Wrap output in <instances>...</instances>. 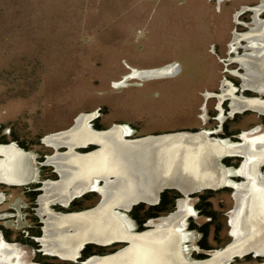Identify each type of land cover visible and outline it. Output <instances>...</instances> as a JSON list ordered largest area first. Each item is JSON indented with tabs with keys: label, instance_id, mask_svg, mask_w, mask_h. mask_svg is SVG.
Returning a JSON list of instances; mask_svg holds the SVG:
<instances>
[{
	"label": "rangeland",
	"instance_id": "rangeland-1",
	"mask_svg": "<svg viewBox=\"0 0 264 264\" xmlns=\"http://www.w3.org/2000/svg\"><path fill=\"white\" fill-rule=\"evenodd\" d=\"M226 10L223 6L219 11L208 0H0L4 27L0 29V78L10 81L11 104H28V112H33L40 104L37 121L43 132L63 129L76 113L90 110L97 113V107L104 112L102 125L134 122L141 133L175 129L183 126L184 118L188 124L195 123V107L200 101L196 104L190 90L197 94L202 87L197 83L196 88H192L191 81L199 77L201 71L207 72L208 80L216 78V53L224 52L223 44L230 35V11ZM10 22L12 32L8 35L5 29ZM5 33L6 39L3 38ZM173 62H177L181 70L174 78H150L136 85L133 81H139L137 75H130L127 84L116 88L115 82L123 79V74L129 73L132 67L154 70ZM24 82L28 88L24 87ZM132 140L138 138L128 141ZM174 140L164 141L160 146L171 151ZM76 146L81 145H72ZM69 162L67 160L65 166L72 167ZM47 168L49 173L53 170L50 166ZM139 177L143 178L144 174L140 172ZM139 177L135 178L137 188L144 183ZM247 183L249 186L243 189L245 194H249L250 183ZM220 197L217 199L220 207L225 210L232 207L228 194ZM101 198V193L92 191L79 205L93 209ZM242 198L241 193L239 208L244 207ZM181 203V207L187 206L184 200ZM138 205L145 208L137 210L135 215L144 217L149 205L135 206ZM135 206L127 212L118 206L114 209L129 220L131 231L141 233L133 230L136 222L130 213ZM158 221L152 219L148 224L154 228ZM0 258L5 263L8 260V256L1 254Z\"/></svg>",
	"mask_w": 264,
	"mask_h": 264
},
{
	"label": "flooded vegetation",
	"instance_id": "flooded-vegetation-1",
	"mask_svg": "<svg viewBox=\"0 0 264 264\" xmlns=\"http://www.w3.org/2000/svg\"><path fill=\"white\" fill-rule=\"evenodd\" d=\"M208 1L219 11L223 6L227 9L226 11H230V15L227 12L230 35L223 44L224 52L216 53V78L208 80V78L206 79L207 72L201 71V75L191 81L192 88H196L197 83L202 87L197 94L190 90V97L196 100V104L197 100L200 101L195 107L197 109L195 123L188 124L184 118L183 126L179 125L175 129L151 134L141 133L139 125L134 126V122L115 121L110 126L102 125L101 119L104 112H101V108L97 107V113L94 110L76 113L69 126L63 129L43 132L37 121L40 119V104H37L36 110L33 112H28V104H11L10 101L13 99L9 86L10 81L0 78V88L7 89L5 91L0 89V171L1 165L4 169L8 163L10 158L8 154L15 152L19 153V158L15 159L16 162L23 160L28 173H31V169L33 170L32 179H25L22 182L7 181L12 179L10 177L0 178V254L8 256V262L17 260V264L20 262L23 264H85L91 261L89 259L92 255L111 254L127 246L128 243L97 246L91 244L90 241L83 244L80 242L73 254L65 257L60 254H46L47 252L45 253L43 250L44 244L41 238L44 235L46 214L39 213L40 199L44 195L43 187L47 183H57L61 180L56 162L62 161L63 153L68 150V146L63 142L57 141L54 145L46 139L71 131L76 120L82 114H93L92 118L88 119V128L94 132L105 130L97 133L107 132L106 129L111 126L120 125L127 130V132H120L121 136H125L126 139L187 132L199 133L224 144V152L227 153L220 156L219 163L226 170L227 180L234 182V185L226 183L217 189L199 190L190 194H182L173 189L165 190L161 193L159 201L162 197L164 202L169 201L170 210L167 213L153 215L147 220H143V217L139 218L135 213L133 215L130 213L133 216L132 220L136 222V228L133 230L140 232L143 227L149 226L150 220L158 221L161 216L176 211L178 205L184 200L188 207V203L191 205L190 213L184 218V231L187 233V239L183 244L186 246V249L184 247V256L189 262L209 261L213 260V257L216 259L221 255L218 252L223 251L226 246L248 240V238L243 239L245 238L243 235H240L236 240L231 232L234 229V210L238 204H241V192L235 189L236 186L238 184L245 185L249 181L252 200H255L258 192L252 188L253 175L246 177L240 172L248 161L243 152L248 151L252 154L264 152V0ZM1 18L0 16V29L4 28ZM7 25L5 30L9 35L12 32L11 22ZM6 33L3 36L4 39H6ZM179 69V64L173 62L154 69L164 72L159 76H149L148 72L152 70H138L132 67L129 73L123 74V76L125 75L123 79L115 82V85L116 88H119L121 84H127L130 75L131 77L137 75L139 81H133V84L136 85H141L150 78L171 79L177 76L181 71ZM167 72L169 73L167 74ZM2 82H5L6 85L4 86ZM25 86L28 88L26 82H24ZM2 97L3 100H1ZM191 104L194 103L191 102ZM17 105L19 106L17 107ZM91 121H93L92 124ZM127 126L130 127V133H128ZM49 148H52L51 152H47ZM94 148L95 145H91V143L83 147H74L77 154H84ZM231 150L239 152L230 153ZM50 158H52L51 161H49ZM249 162L253 164V174H258V177L264 180L261 178L264 176V158L256 155ZM47 166L53 169L50 173ZM90 190L88 189L80 195H72L65 204L57 201L49 202L47 207L59 215L90 209L91 206L83 209L79 205L80 200L89 198L92 192ZM262 190H264V185L259 191ZM223 194H228L232 202V207L226 210L220 207V201L217 200L221 199L220 196ZM254 222L257 226L256 229ZM254 222L251 227L248 224L247 214L241 211L236 223V231L240 229L243 234H246V237L250 231H261V227H264V219ZM81 244L82 246L78 248ZM254 245L256 246L246 253L223 258L221 264H264V252L258 251L264 250V241L262 244ZM104 251L110 253H103Z\"/></svg>",
	"mask_w": 264,
	"mask_h": 264
},
{
	"label": "bare ground",
	"instance_id": "bare-ground-1",
	"mask_svg": "<svg viewBox=\"0 0 264 264\" xmlns=\"http://www.w3.org/2000/svg\"><path fill=\"white\" fill-rule=\"evenodd\" d=\"M90 117L91 114H83L77 119V123L71 131L46 139L54 145L57 141L64 142L67 144L68 150L63 153L67 157L66 160L62 159L59 163L56 162L61 180L57 183H47L43 187L44 195L40 199L41 207L39 208L40 214H46L44 235L41 238L44 244L43 250L50 254H60L65 257L73 254L80 242L83 244L86 241H92L104 244L109 238H116L130 240V245L111 254L95 255L89 259L91 261L85 264H190L184 256L185 245H183L187 239V233L184 231V218L190 213L188 206L181 207V203L176 211L159 218L157 224L155 223L154 230L149 229L141 233L131 231L132 228L128 221L114 207L121 205L128 209L130 203L135 199L151 200V197L154 196L155 187L162 184L169 183L181 189H187L190 185L210 181L216 185L215 181L221 180V186L225 182L234 185V182L227 180L225 169L222 171L220 179L219 171L213 164V156L217 151L227 153L224 152V144L217 141H205L199 136V133L185 132L173 134L171 137L166 135L163 138L161 136L148 137L150 140L143 138L127 143L120 134V132H127L123 126L116 125L107 132L97 133L87 126V120ZM172 138L176 141L174 140L171 151L167 147L160 146L163 145L162 142ZM89 143H95L97 146L91 151H95L97 148L99 150L77 154L72 147L76 144L85 146ZM233 152L239 151H230V153ZM8 155L10 158L5 168L3 169L1 165L0 178L10 177L12 179L7 181L18 182L32 179L33 170L31 169V173H28L23 160L16 162L15 159L19 158V153H9ZM243 155L248 161L244 162V168L240 172L246 177L253 175L254 184L252 188L258 192L255 200H252V190L249 194L243 192V189L249 186L248 183L236 186L235 189L242 193L244 207H237L234 210V229L231 233L236 240L240 235L245 236L243 239L248 238L247 241L238 242L239 244L248 243L247 245H249L251 243L256 246L254 244H262L264 241V227L262 226L259 232L250 231L246 237V234H243L240 229L236 231V223L241 211L247 214L248 224L251 227L255 220L262 221L264 219V190L259 191L264 185V180L260 179L258 174H253V164L249 162L256 155L263 159L264 152L252 154L244 151ZM51 160L52 158L49 159V161ZM67 160L70 161L69 164L72 167L65 166L68 164L66 163ZM141 168L146 169L142 170ZM140 172L144 174L143 178L139 177ZM109 175L114 176L115 179ZM134 175L139 177L138 180L144 182L141 188L136 187V176ZM88 189L101 193L102 198L93 209L59 215L47 207V204L53 201L65 204L72 195H80ZM247 203L248 206H246ZM251 227H249L250 230H252ZM254 228H257L256 224ZM236 248V252L245 251L238 249V245ZM231 251L235 252L233 247L226 246L223 251L218 252L221 254L220 257L216 259L213 257L215 260H202L194 264H209L212 261H214L212 264L217 261L216 264H221L224 256L229 255L228 253ZM258 251L264 252V250ZM144 257L146 259L152 258V260L148 262ZM0 264L17 263L0 261Z\"/></svg>",
	"mask_w": 264,
	"mask_h": 264
},
{
	"label": "water",
	"instance_id": "water-1",
	"mask_svg": "<svg viewBox=\"0 0 264 264\" xmlns=\"http://www.w3.org/2000/svg\"><path fill=\"white\" fill-rule=\"evenodd\" d=\"M162 73H164V72L157 71V70H152V71L148 72V75L149 76H159ZM168 73L169 72H167V74ZM166 134H168V133H166ZM185 136H188V135H185ZM199 136L204 138L205 141L214 142V140H211L210 138H208V137H206V136H204L202 134H200ZM147 137H149V136L141 137V138H138V139H143V138H147ZM147 139L150 140L149 138H147ZM128 140L129 139H126V140L124 139V141L127 142V143L129 142ZM93 144L96 145L95 143H91V145H93ZM78 147H83V146H78ZM222 154L223 153L217 151L216 154L213 156V164H214L215 168L217 169V171H219L220 179H221V175H222V171H223L221 168H223V167L219 163V158H220V156ZM109 176H112V175H109ZM215 182H216V185L213 184L214 183L213 181L206 182V183L193 184V185L188 186L187 189H181V188H179L178 186H176L174 184H169V183L168 184H162V185H159V186L155 187L154 194H153L154 196L151 197V200H145V199H142V198L135 199V200H133L130 203V205L128 206V209H125L121 205H117V206H119V209L123 208L127 212V211H129L132 208V206H135V205H137L139 203L148 204V205H156L159 202L161 193L164 190L173 189V190L179 191L182 194H190V193H194V192L199 191V190L217 189V188L221 187V185H220L222 183L221 180H217ZM148 227L149 228H147V229H153L151 226H148ZM147 229H144L143 231H140V232H144ZM115 243H128V241L127 240H122V239H116V238H109L108 240H106V243H104V244H100V243H96V242H92L91 241V244H94V245H97V246H107V245H111V244H115ZM247 244L248 243H241V244L236 243V244L230 245L231 247H233L234 251L237 250L236 245L239 246L238 249H244L245 251H243V252L242 251L241 252H236V251L233 252V251H231V252L228 253L229 255H225L224 258H227L228 256L229 257L233 256V255L239 254V253H246V252L252 250L251 248H253V244H251V243L249 245H247ZM240 246H241V248H240ZM213 260H215V259H213ZM213 262L214 261H212V263ZM189 263L190 264H194L196 262H189ZM212 263H209V264H212Z\"/></svg>",
	"mask_w": 264,
	"mask_h": 264
},
{
	"label": "trees",
	"instance_id": "trees-1",
	"mask_svg": "<svg viewBox=\"0 0 264 264\" xmlns=\"http://www.w3.org/2000/svg\"><path fill=\"white\" fill-rule=\"evenodd\" d=\"M168 206H169V201H167V203L164 202L163 197H162L158 204L147 206V209L144 212L145 215H144L143 219H145L147 216H149V214L150 215L152 214V215L155 216V215H158L160 213H167L170 210V208H171V207H168ZM144 208L145 207H143V205H138V206H135L132 209V211H133V213H135V212H137V210H139V209L141 210V209H144ZM133 213H132V215H133Z\"/></svg>",
	"mask_w": 264,
	"mask_h": 264
}]
</instances>
